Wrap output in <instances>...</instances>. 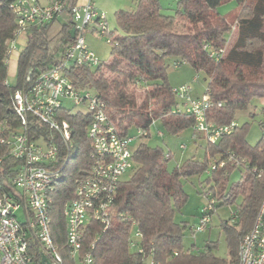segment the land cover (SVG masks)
Returning a JSON list of instances; mask_svg holds the SVG:
<instances>
[{"label": "trees", "instance_id": "16d2710c", "mask_svg": "<svg viewBox=\"0 0 264 264\" xmlns=\"http://www.w3.org/2000/svg\"><path fill=\"white\" fill-rule=\"evenodd\" d=\"M17 1L0 0V125L4 126L0 136L5 138L20 125L13 108L15 92L30 87L39 73L50 68L75 41L71 35L75 24L72 9L77 0H63L60 15L28 27L27 42L17 59V85H10L7 81L10 46L18 40L19 30L13 9ZM225 1L179 0L176 14L167 15L162 13L159 0H138L136 11L116 13L124 34L118 37L115 31H109L111 60L100 61L95 67L75 65L66 74L74 85L89 88L104 102L123 134L136 126L145 132L141 137H146L156 120L178 134L196 128L192 115L173 112L178 101L167 82L166 71L167 59L174 58L175 66L187 63L196 74H203L206 93L214 103H222L208 111L207 119L216 126L227 125L235 121L238 110L247 109L255 99H264V0H236L237 37L216 61L204 46L218 50L229 41L230 21L217 10ZM178 22L184 23V32L176 31ZM137 89L144 92L141 99L136 95ZM62 109L61 118L72 127L70 142H63L33 116L28 118L27 131L32 139L52 137L59 146L62 175L49 213L51 236L66 264H75L68 259L63 208L74 195L75 180L90 171L91 142L86 129L91 115L72 107ZM261 124L264 128V122ZM245 134V126L237 124L216 143H210L202 135L207 142L205 160L189 159L172 172L167 167L171 154L165 155L159 148L141 143L135 151L131 178L119 184L109 227L104 230L96 222L87 226L82 255L91 252L95 264H144L149 253L161 264H238L240 241L253 227L264 201V135L253 146ZM228 154L244 159L248 169L227 163L210 173L212 176L202 192L205 197L211 192L219 202L217 207L235 205L238 211L236 224L230 225L228 221L222 224L228 258L212 254L210 247L198 255L184 252L182 236L187 224L175 220V207H181L187 200L181 178L209 171L210 159L218 157L217 161H222ZM19 164L9 146L0 142V192L10 189ZM236 171L240 172V178L231 182L229 177ZM133 223L143 234L145 255L130 245Z\"/></svg>", "mask_w": 264, "mask_h": 264}, {"label": "built area", "instance_id": "2783aa9c", "mask_svg": "<svg viewBox=\"0 0 264 264\" xmlns=\"http://www.w3.org/2000/svg\"><path fill=\"white\" fill-rule=\"evenodd\" d=\"M64 5L63 0H50L47 4H42L39 0H18L13 5L18 16V37L20 34H27L28 27L32 25L53 20L63 12ZM72 12L75 41L50 68L39 73L30 87L15 92L13 108L20 125L13 128L7 138L0 136V142L6 143L11 155L20 161L10 189L0 192V264H66L65 257L51 236L49 215L56 185L62 175L59 167L62 159L60 149L52 137L32 139L29 136V116L35 117L67 143L72 138V127L66 119L61 118L62 107L75 109L83 106L86 108L85 113L91 115L86 129L91 142L90 171L75 180L74 195L63 208L68 259L75 261V264H95L91 252L82 255L85 231L92 222L99 223L104 230L109 227L111 208L119 184L123 175L132 171L135 166L136 149H133L132 142L145 134L143 131H139L138 137L123 134L107 112L104 102L89 88L74 85L67 76L66 70L72 66L95 67L100 64L99 58L86 43L85 33L88 27L92 24V32L99 37L109 33L104 13L93 3L77 4ZM14 43L15 41L10 46V57L14 51ZM204 48L216 61L226 52L225 48L214 50L207 45ZM198 79L197 74L190 83L173 87L178 101L173 112L192 115L196 130L206 136L210 143H216L230 134L237 122L216 126L208 121V111L216 103L206 91L199 97H193V83ZM216 105L221 106L222 103L218 102ZM2 130L4 126L0 125V131ZM181 148L185 149L186 146L181 145ZM227 163L245 169L249 167L244 159L228 154L225 160H216L208 173ZM206 199L194 233L208 228L218 208L219 202L211 192ZM20 209L24 213L23 221L17 216ZM238 215L236 209L231 212L230 220L233 224L238 222ZM142 239V232L133 223L130 245L138 253L145 255ZM94 246L95 242L91 248ZM174 254L177 255V252ZM144 264L161 263L149 253L145 256ZM238 264H264V201L253 227L240 241Z\"/></svg>", "mask_w": 264, "mask_h": 264}, {"label": "rangeland", "instance_id": "374dc122", "mask_svg": "<svg viewBox=\"0 0 264 264\" xmlns=\"http://www.w3.org/2000/svg\"><path fill=\"white\" fill-rule=\"evenodd\" d=\"M98 8H102L105 12L106 20L108 23L109 31H115L118 37L123 36V31L120 29L116 13L120 10L134 12L137 9L138 0H93ZM161 5V11L167 15H175L179 8V0H159ZM218 12L224 17L228 18L231 25L230 37L226 51L229 50L232 43L237 37V21L236 15L239 11V5L236 0H227L217 8ZM93 25L91 24L86 33L85 39L89 48L96 54L99 60L103 63H108L111 60L112 45L107 42L110 39L109 33H106L104 37L97 36L92 32ZM183 22L176 24V31L184 32ZM26 43L20 40H16L13 44L15 52L11 56V60L8 64V77L7 81L10 85H17V59L24 48ZM175 59H167V82L172 86H179L184 83H190L197 75L194 69L187 63L175 66ZM199 79L193 83L192 94H203L205 92L206 84L203 79V74H198ZM138 98H142L144 92L142 89L136 90ZM264 106V99H255L251 102L249 107L245 110H238L235 114V121L239 127L245 126L246 139L250 145H256L264 135V128L262 122H264V114L262 108ZM74 110H80L85 112L86 108L76 107ZM128 135L131 137L139 136V128L133 126ZM203 134L196 132L193 127L187 128L184 131L174 134L170 132L160 120L154 121L149 128V135L146 137L136 138L132 142L133 149L141 143H146L150 147L159 148L163 153L171 154V159L167 163L169 171H173L177 166H182L189 159H196L203 162L206 157L207 142L203 139ZM181 145H185L186 148H181ZM218 157L210 159L208 169L218 160ZM132 176V171L127 172L122 177V181L129 180ZM212 174L208 171L202 172L200 175H193L189 178H181L183 190L187 195L186 202L179 208L175 207V220L178 223L187 224V228L183 231L182 242L183 251H190L193 255H198L201 252L207 250L210 247L212 254L219 258H228L229 251L226 241V235L222 229L224 221H228L230 225H234L230 218L231 212L236 209V206H219L213 214L212 221L208 228L202 232L194 233V227L198 223V216L203 205L207 202L206 197L203 195V188L211 178ZM240 178V172L236 171L231 174L229 180L236 182ZM17 216L21 221L24 220L23 210L20 209L17 212ZM240 226L238 227L239 230Z\"/></svg>", "mask_w": 264, "mask_h": 264}, {"label": "crops", "instance_id": "0c3cea01", "mask_svg": "<svg viewBox=\"0 0 264 264\" xmlns=\"http://www.w3.org/2000/svg\"><path fill=\"white\" fill-rule=\"evenodd\" d=\"M39 1H40L42 4H47L50 0H39ZM88 2L93 3V4L95 5V7H96L100 12L105 13L101 7L98 8V7L96 6V4L94 3L93 0H77V4H79V5H83V4H86V3H88ZM104 15H105V14H104ZM105 17H106V16H105ZM18 40L23 41L24 43H26V42H27V34H20V36L18 37ZM14 52H15V50L12 52L11 56L13 55ZM10 58H11V57H10ZM10 60H11V59H10ZM10 60H9V62H10ZM9 62H8V64H9ZM205 84H206V83H205ZM192 93H193V92H192ZM192 95H193V97H199L201 94H196V95L192 94Z\"/></svg>", "mask_w": 264, "mask_h": 264}, {"label": "water", "instance_id": "95a60500", "mask_svg": "<svg viewBox=\"0 0 264 264\" xmlns=\"http://www.w3.org/2000/svg\"><path fill=\"white\" fill-rule=\"evenodd\" d=\"M71 35H72L73 38L75 37V31H74V28L71 30Z\"/></svg>", "mask_w": 264, "mask_h": 264}]
</instances>
